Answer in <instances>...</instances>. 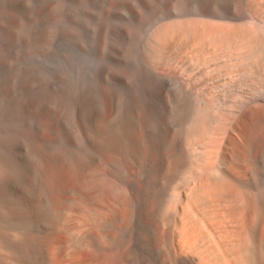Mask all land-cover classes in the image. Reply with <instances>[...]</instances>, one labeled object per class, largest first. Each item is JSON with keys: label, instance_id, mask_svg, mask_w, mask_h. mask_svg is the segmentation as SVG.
Returning a JSON list of instances; mask_svg holds the SVG:
<instances>
[{"label": "bare ground", "instance_id": "obj_1", "mask_svg": "<svg viewBox=\"0 0 264 264\" xmlns=\"http://www.w3.org/2000/svg\"><path fill=\"white\" fill-rule=\"evenodd\" d=\"M174 12L173 17L187 20L190 26L192 21L186 18L196 19L193 27L198 19L202 26L216 29L210 32V26L206 33L215 43L218 40L216 47L213 41L215 50L217 45L226 49L228 61L222 63L231 80L218 83L222 72L216 81L206 74L211 75L210 83L205 81L207 88L201 85L203 78L199 84L197 75L202 72L190 63L199 59L191 61L195 52L189 51L188 60L176 57L169 35L175 32L171 25L176 20L181 23L175 19L167 22L169 27L165 28V22L163 29L155 30L145 50L156 60L146 57L149 61L172 70L166 68L163 73L146 63L148 67L142 65L146 74L139 77L155 90L170 84L168 94H163L165 88L162 94L158 89V93L150 90L151 94L146 90L145 96L128 89L119 98L116 88L124 77L122 69L121 75L117 71L122 79L107 77L109 94L103 81L94 82L96 89H90V93L96 91L94 105L84 92L82 99L90 107L83 100L74 118L64 120L63 115L61 125L47 121L44 133L48 130L51 135L31 137L27 128L22 134L28 123L21 130L9 119L20 111L22 102L17 108L13 104L14 116L9 117L6 110L9 131L17 126L24 140L30 138L24 146L15 142L11 146L9 139L8 144L0 137V264H264V0H195L192 7L180 5ZM188 25L183 30L190 35L194 28ZM22 31V23L14 19L3 29L1 39L15 41ZM203 34L204 38L205 29ZM180 43L182 47L181 39ZM31 94L27 98L32 100ZM47 100L42 107L52 101Z\"/></svg>", "mask_w": 264, "mask_h": 264}, {"label": "rangeland", "instance_id": "obj_2", "mask_svg": "<svg viewBox=\"0 0 264 264\" xmlns=\"http://www.w3.org/2000/svg\"><path fill=\"white\" fill-rule=\"evenodd\" d=\"M13 1H15V2H13ZM31 1L32 0H21V1L20 0L19 1L18 0H10V2H9L8 0H0V8H1L0 9V11H1L0 12V21H2V22H0L1 23L0 24V26H1L0 31H2L1 36H0V132L1 133L3 131H5V133L7 131H9V127L11 128V122L9 119L13 118L12 124L16 122V124H13V125L14 126L17 125L18 128L21 130L29 124L28 127H25L24 130H22L23 135L24 134L26 135V133H28V135L30 137L33 135H36V134L45 135V133H46V135H51V134L47 133V132H51L48 130L44 133V131L46 130L45 128L48 125L49 121L55 122L57 125H59V124L61 125L66 118H67L66 120H68V118H70V119L74 118L76 112L78 110H80V108L83 106V100L86 101V99H87V100H89L88 102H90L91 104L94 105L95 102L93 100V96L95 98V92L96 91H94V93L93 92L90 93V89H92L91 86H94V82L98 85L97 82L103 81L104 85H105V90H107L105 92H106V94H109L108 87H107L108 84H106V80L108 78H109L108 80H111V81L114 79H118V78L120 79L121 77L119 76V74L121 75L120 72L122 71V69H123V71H122L121 76H124L125 78L122 77L123 80H121V83L116 88V93H117V96L119 98L124 97L125 94L129 91L128 89H131L134 92L139 93V94L141 93L144 96L146 95V90H147L148 94H151L153 92V90L155 92L157 89L160 91V93H161V89H162V93L165 90L163 94H168V92H170V90H169L171 87L170 84H166V86L164 85L161 88L159 87L160 89L156 88V90H155V89L147 86L148 85L147 82L142 81L139 77L141 75L140 73H142V75L146 74V71H142V65L145 64L148 67V64H146V63H149L150 64L149 67H151V68L155 67V70H156V68H158L159 70L157 69V71L162 72V71H164V69L166 71L167 67H164L161 65L163 67V68H161L159 63H158L159 67H157L158 66L157 62H155V63L153 62L155 59H152V57L147 53L148 51L145 54V50H147L148 46L146 47V45L149 44L148 41L153 39V37L155 36V35H153L155 30L157 31L158 29L159 30L163 29L164 27L161 26L162 24H164L165 22L167 23L168 21H169L168 22L169 24H172V21L173 20L175 21V19H179V21L182 23V24L181 23L177 24L176 22L178 20H176V22L173 21L175 23L174 25H176V24L177 25L174 26L172 24L171 26H173V28L177 27L176 28L177 30L175 28L172 29V31L175 30V32H174L175 35L173 32H172L173 34L172 33L169 34L170 36L174 35L173 37L171 36V38H172V41L174 40L173 44H174V48H175L176 57L178 58V56L181 55L182 57L180 56V58L188 60V58L190 57L189 51H190V53H191V51L195 52L192 54H194L196 56L193 57V55L191 54V57H192L191 61L194 58L196 59L197 56L199 57V59L197 58L198 60H195V61L193 60L192 62H190V60H189L188 62H190L191 64H194V65H197V68L199 66L198 69H200V72L203 73V75H202V73H199L197 75L198 76L197 78H199V79H197V81H199V84H200V80H201L200 78H203L205 84L202 83L203 82L202 81L201 85L206 86V84H207L206 82L210 83V81H211V78H210L211 75L213 76L212 79L214 78L213 80H215V79H217L218 73L221 74L222 72H224L227 76H224V78H223V75H225V74L222 73V75H220L221 80L218 83L225 82V81L227 82L229 79L231 80L229 73H227L228 67H226V64L224 65V63H226L228 61L226 59L228 56L227 51H225L226 49L221 48L222 46H220V45L219 46L217 45L218 48H216L217 50H215V48L213 47V41H214V45L216 47V44H218V40H217V43H215L216 39L213 40V39H209V37H208V34L212 31H215L216 29H214L213 26H211V25L202 26L199 23L198 19L196 21V26L193 27L195 25L194 24V22L196 20L195 18H186V19H188L189 23H191L190 21H192V24L190 26V25H188L187 20H180V18L173 17L175 14L174 10L176 11L178 9V6L186 5V6L192 7L194 5L195 0H154V1L153 0H126V1H124V0L123 1L122 0H119V1L118 0H33L32 2ZM117 1H118V4L120 6L117 4ZM126 2L127 3L129 2V4H127ZM147 2H149V3H147ZM150 2H151V4H150ZM15 3H18V4L13 6ZM121 4H123V5H121ZM38 5H41V7ZM95 5H96V7H95ZM109 5H111L112 7ZM12 6L14 8H12ZM102 6H104V8ZM115 6L118 8H116ZM122 6L123 7L125 6V7L123 8ZM2 7L4 9H2ZM97 7H98V9H97ZM138 7H139V11H138ZM5 8H6V10H5ZM7 8H10V9H7ZM40 8H43L45 10L42 11L43 9H40ZM47 8L49 11L46 10ZM92 8H93V11L95 10V8L98 11L95 10L96 12L95 11L93 12ZM13 9H15V10H13ZM2 10H3V12H2ZM89 11H90V14H89ZM44 13L45 14L47 13L46 17H45ZM48 13H50V14H48ZM83 13L85 14V16ZM83 16L86 17L87 19L84 20L85 18L83 19ZM30 17H31V19H30ZM89 17L91 18V20ZM75 18L78 19V21L74 20ZM14 19L18 20L19 22L22 23V25H23V31L21 32L22 35L20 34L21 36L19 35L18 37H16L15 41H14V39L9 40L7 38L6 39L4 38V40H6V41H4L3 39H1L3 36L5 37V35H2L3 29L5 28V26L10 21H12ZM82 19L84 20V22ZM45 20H46V22H45ZM81 20H82L81 24L78 23ZM184 21H185V24H184ZM3 22H5V23L3 24ZM107 22L109 25L107 24ZM121 23L123 26L121 25ZM168 23L166 25H164L165 28L167 26L168 27L170 26ZM179 24H181L180 26H181L182 30H183L184 26L186 28L187 25L192 30L194 28V30L191 32L190 35H188L186 33V30H183L181 32V30H180L181 28L180 27L178 28ZM183 24H184V26L182 27ZM25 26L27 27L26 29H25ZM112 26H113V28H112ZM206 26H208V27H206ZM210 26H211L212 30H209ZM123 27L125 29H123ZM160 27H161V29H160ZM46 29H48V30L46 31ZM204 29H205V37L203 38ZM207 30H209L210 32ZM82 31H84V32H82ZM124 31H125V33H124ZM199 31L200 32L202 31V34L201 33L199 34ZM90 32H91V34H90ZM206 32H209V33H206ZM44 33L47 36V38L43 36ZM105 33L107 34V37H105L106 36ZM38 34L39 35L41 34V35L39 36ZM63 34L65 36H63ZM179 34H180V36H179ZM195 35H196V38L192 39L193 37H195ZM33 36H35V37H33ZM41 36H43V38H45V39L43 40ZM198 36H200V37L202 36L203 39L202 38L201 39L203 41H201L200 37H198ZM174 37L176 38V40L173 39ZM181 37H183V40ZM117 38H119L120 40ZM178 38H179V40H178ZM184 38H185V40H184ZM39 39H42V40H39ZM76 39H77V41H76ZM180 39L182 41V47H180L181 46ZM208 39H209V45H210L211 50L209 48H207V47H209V45L206 44V43H208ZM116 40H118V41H116ZM177 40L180 44L177 42ZM75 41H76V44H75ZM193 41H194V43H192ZM200 41L202 43L204 42V44L202 45V43ZM198 42L200 44L196 45V43H198ZM176 44H177V46H175ZM186 44L188 45V47ZM74 45H76V47H74ZM178 45H180V46H178ZM189 45H190V47H189ZM199 45L204 46V47H200ZM79 47H80V49L78 50ZM115 47H116V49H113ZM177 47H179V48L177 49ZM186 47L188 48V50ZM212 47H213V49H212ZM190 48H192V49H190ZM197 48H198V52L196 53ZM206 48L209 51L208 53H207ZM220 49H222L223 51H221ZM182 50H184L185 52ZM114 51H115V53H113ZM181 51L183 53H181ZM219 51H221L222 53ZM210 52L212 53V55ZM223 52H225L226 55ZM214 53H217V55L215 54L217 56V58H215V59H213L215 57V55H213ZM115 54H117V56ZM177 54H178V56H177ZM183 54L184 55L186 54L188 57L186 55L184 57ZM207 54H209V55H207ZM223 54H224L225 58L222 56ZM202 55H205L206 57L202 56ZM221 56H222V59L220 58ZM146 57L151 58V60H153V61L152 62L149 61V59ZM208 57H211L212 60H211V58H209L208 63H207L206 59ZM200 59H202L203 63L201 62ZM216 59H217V61H216ZM224 59H226V62L224 61ZM213 60L216 64H217V62H220V63L224 62V63H222V65L218 63L217 65H219V66H217L213 62L214 65L216 66L215 67L213 65V63L211 62ZM220 60H222V61H220ZM115 61H118V62H115ZM145 61H149V62H145ZM204 61H205V63H204ZM200 62H201V64H200ZM210 62H211V64H209ZM151 63H153L154 66H151V65H153ZM198 63L201 65V67ZM228 63H230V62H228ZM106 64H108L107 66H109V67H106ZM102 66H104V68ZM111 66H113V68H111ZM222 66L225 67L226 70H225V68H224V70H222V68H223ZM2 67H3V69H1ZM114 67H116V69H115L116 72H114V74H113V71H115ZM208 67H211V68H208ZM4 68H5V71H4ZM118 68H121L120 71L118 70ZM176 68L177 67H175V69ZM171 70H172L171 68H169V67L167 68V71L170 72ZM117 71L119 72V74L117 73ZM165 71L163 73L167 72V71L166 72ZM206 71H208L209 73ZM212 71H214V72H212ZM8 72H11V73H8ZM123 72H125V73H123ZM30 74H32L35 77H33ZM206 74L207 75L211 74V75H209V77H208V76H206ZM199 75H201V76H199ZM231 75H232V73H231ZM3 76H6V77H3ZM7 76H8V78H7ZM203 76H205L206 78ZM234 76H235V74H233L232 78L236 80V76L235 77ZM207 77H208V79H207ZM225 77H226V80H225ZM135 78H137V79H135ZM209 78H210V81H209ZM108 80H107L108 83L111 82ZM23 81H25L27 83L30 82L32 84L28 83L29 84L28 85ZM4 82L6 84H4ZM10 84H11V86H10ZM4 85H6V86H4ZM24 85H25V87H24ZM97 85L94 86L95 89H96ZM126 85L128 88L125 87ZM3 86H4V88H3ZM122 86L125 87V91L122 88ZM66 87L68 88V91H67ZM94 87L92 90H95ZM118 87H120L121 89ZM145 87H146V89H144ZM207 87H208V85L206 86V88ZM27 89H28V91H26ZM150 90H151V93H150ZM2 91H3V93H1ZM6 91H8L7 93H9V94H5ZM122 91H124V92H122ZM84 92H86V96H85ZM87 92L90 94H88ZM15 93L17 96L15 95ZM17 93L19 94V97L23 98L24 100L21 101L20 98L17 99L18 98ZM156 93H158V91H156ZM30 94H31L32 100H31V98H27V97H29L28 95H30ZM35 94L37 96V99L34 97ZM83 94H84V97L86 99L85 98L82 99ZM122 94H124V96ZM3 95H7L8 97L3 96ZM9 95H11V96H9ZM67 95L69 97H66ZM88 95H90V96H88ZM47 96L49 98H47ZM25 97L28 99V101L26 100ZM53 97L56 99L55 101L52 99ZM89 97L92 99H90ZM41 98H44V99H41ZM66 98H67V101L65 100ZM46 99H48L47 102L49 101V99L52 100V101L48 102V104L45 103V105L47 104L46 106L49 105L47 108H46V106L42 107V105H44V102L46 101ZM7 100H9V102ZM10 100H11L12 104L8 105V103H11ZM15 100L16 101L20 100V101L16 102ZM29 101H31V102L29 103ZM37 101H39L38 103L42 102L43 104L42 103L37 104ZM53 101L54 102L59 101L60 103L57 102L58 104H56ZM20 102H22V103H20ZM23 102L26 105L25 109H23V110L24 111L29 110L30 113L22 111ZM32 102H34V103L32 104ZM64 102H66V104H64ZM88 102H87V105L88 106L91 105ZM18 103L21 104V108H17V106L20 105V104L18 105ZM50 103H52V104H50ZM13 104L16 105V108L18 109V111L20 109V111L18 113L21 114V116L17 113V111H16L17 109H15V107H14L15 105L13 106ZM25 105H23V106H25ZM63 105H68V106H63ZM66 107H68V108H66ZM10 108H14V110L16 111V112H14L15 114L12 112L13 109H10ZM26 108H28V109H26ZM41 108H43L45 111ZM4 109H5V111L8 109L9 113L11 112L15 116L13 114L11 115V113H10L9 117L10 116H14V117L9 118L8 117L9 113L7 112L8 110L6 111L7 113L5 115V113L3 112ZM33 109L36 111V113H35V111H33ZM36 109H38V112ZM59 109H61V111ZM68 109H69V112L68 111L66 112V110H68ZM64 110H65V112H64ZM40 111H41V113L44 111V113L41 115V117H40L41 113H39ZM45 112L47 113L46 115H45ZM24 113L26 115H28V117L25 116ZM65 114H67L69 116L71 115V116L67 117V115H65ZM63 115L65 116V118ZM6 116L9 119H6ZM16 116L19 117L18 122H19V120H21L22 123L21 122H19V124L17 123V117ZM61 116H63V117H61ZM24 117H25V119L27 118L26 121H28V122L25 121ZM59 117H60V119H59ZM22 118L24 119V121H22L23 120ZM62 118H64V120H62ZM56 119H57V121H55ZM58 119L62 120V122L61 121L59 122ZM36 120H38V122ZM43 120H45V121H43ZM13 121H15V122H13ZM47 121H48V123H47ZM7 122H9L10 125ZM44 122H46V123H44ZM20 123L23 125L21 126ZM5 124H7V125H5ZM4 126L5 127L8 126L7 127L8 129L5 128ZM17 126L15 127L16 129L14 127H12V131L10 129L11 133L13 134L12 137L15 138L14 140L11 137V134H8V132L6 134V136L8 135L6 140L4 138V136H5L4 132L2 133L4 135H2L0 133V135H2L4 138L3 139L2 136H0L1 140H3L2 142H7L10 140L12 142V143H10L11 146H12L13 142H15L14 145L16 144L19 146L20 145L24 146L27 143V141L29 140L30 137L26 136L27 140L26 139L24 140L25 136L20 134L21 131L17 130L18 129ZM20 126H21V128H20ZM34 126H35L36 130L33 128ZM38 126L40 127V129H38L39 128ZM26 128L28 129V131L27 130L25 131ZM3 129H7V130H3ZM13 129H14V131H13ZM10 131H9V133H10ZM16 131H17V134H16ZM18 131H19V133H18ZM15 135H19V136L16 137ZM10 137H11V139H10ZM18 137L21 138V140L19 139V141L21 143L18 141ZM9 142H7V143L9 144ZM24 142H26V143H24Z\"/></svg>", "mask_w": 264, "mask_h": 264}]
</instances>
